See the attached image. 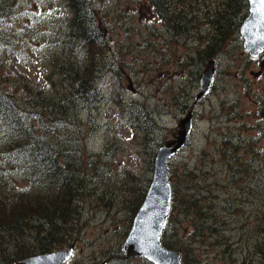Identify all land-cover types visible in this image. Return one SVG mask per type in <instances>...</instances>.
Returning a JSON list of instances; mask_svg holds the SVG:
<instances>
[{
    "label": "rangeland",
    "instance_id": "rangeland-1",
    "mask_svg": "<svg viewBox=\"0 0 264 264\" xmlns=\"http://www.w3.org/2000/svg\"><path fill=\"white\" fill-rule=\"evenodd\" d=\"M87 1L107 41L102 53L106 65L95 72L91 93L71 101L76 91L63 79L64 71L59 72L75 33L73 15L60 0H10L15 19L0 24L12 44V49L0 53L4 92L22 106L33 98H62L65 104L59 112L64 116L51 141L56 146L70 143L77 152L104 155L109 165L101 167L103 177L95 178L89 191L96 188L97 196L106 190L117 193L113 198L122 205L130 198L136 200L133 188L137 187L127 178L134 176L144 182L142 188H150L159 149L174 139L180 121L193 111L190 139L169 164L174 198L161 240L171 241L183 264H264L261 57H252L237 33L226 40L217 58L198 54L213 36L204 10L215 0L205 5L197 0L202 14L194 22L199 19L200 27L190 37L170 35L148 0ZM83 58L77 62L82 72L90 56ZM211 61L216 78L209 94L197 103ZM239 143L241 150L235 147ZM253 150L259 153L253 156ZM104 178L109 182L104 183ZM97 196L83 201V239L74 243L69 264H153L144 258L127 259L124 253L132 211L122 205H102ZM193 197L195 207L208 216L203 221L199 214L194 217L197 210L191 209L189 216L183 213L182 202Z\"/></svg>",
    "mask_w": 264,
    "mask_h": 264
},
{
    "label": "trees",
    "instance_id": "trees-1",
    "mask_svg": "<svg viewBox=\"0 0 264 264\" xmlns=\"http://www.w3.org/2000/svg\"><path fill=\"white\" fill-rule=\"evenodd\" d=\"M148 1L170 35L190 37L191 31L199 29V19L194 22L202 14L195 5L197 0ZM198 1L200 5H205L211 0ZM190 2L192 5H189ZM9 3L10 0H0V24L15 19L16 8ZM60 3L73 15L72 27L75 31L65 48L66 60L60 62L62 69L59 71H64L63 79L68 80L76 91L70 99L72 101L91 93L97 80L95 72L102 71L103 65H106L105 54L102 53L107 49V41L90 1L60 0ZM192 6H195V12H192ZM86 9L87 12H83ZM204 14L205 24L213 36L206 41V47L203 45L199 49L198 54L207 53L208 59L217 58L225 48L226 40L236 33L240 36V28L249 14V1L215 0L211 7L204 10ZM2 33L0 31V53L12 49L11 38ZM84 55L90 56V59L89 66L82 72L77 62L84 59ZM54 67L57 68V65ZM64 102L60 97L51 100L39 98V101L33 98L27 106H22L0 85V264H16L20 260L67 248L83 239L80 228L83 201L88 196L95 199L99 194L96 188H93V192L89 188L95 178L103 177L101 167H108L109 163L104 161V155L77 152L70 143L56 146L51 141L50 138L58 134L64 116L59 108L63 107ZM51 132H55V136H51ZM239 144L235 147L243 149ZM258 153V150L252 151L253 156ZM252 160L253 157L251 165ZM131 177L127 178V182L134 180L136 200L130 198L122 205L113 198L117 193L109 194V190H106V193L97 196L100 198L98 201L111 208L122 205L135 217L148 188H142L144 182ZM103 181L109 182L106 178ZM189 200L182 202L186 209L183 213L189 216L190 210L194 209L197 210L194 217L197 219L199 214L201 221L205 220L208 216L195 207V197ZM134 202L139 204L134 205ZM202 224L200 229L204 226ZM260 230L264 235V224ZM162 245L177 249L166 238ZM126 263L124 261L122 264Z\"/></svg>",
    "mask_w": 264,
    "mask_h": 264
},
{
    "label": "water",
    "instance_id": "water-1",
    "mask_svg": "<svg viewBox=\"0 0 264 264\" xmlns=\"http://www.w3.org/2000/svg\"><path fill=\"white\" fill-rule=\"evenodd\" d=\"M248 1L249 15L241 26L240 34L245 50L252 57L261 56L260 66L264 70V0ZM215 78V62L211 61L203 73L197 103L209 94ZM193 129L194 112L191 111L178 124V134L174 139L159 149L150 188L124 243L123 250L127 258H145L153 264H183L180 253L162 246L161 235L168 224L173 201V189L169 181L170 159L186 146ZM75 247L76 244H72L49 254L20 260L16 264H68Z\"/></svg>",
    "mask_w": 264,
    "mask_h": 264
}]
</instances>
